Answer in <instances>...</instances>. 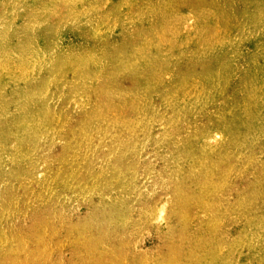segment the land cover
Here are the masks:
<instances>
[{
    "label": "rangeland",
    "instance_id": "1",
    "mask_svg": "<svg viewBox=\"0 0 264 264\" xmlns=\"http://www.w3.org/2000/svg\"><path fill=\"white\" fill-rule=\"evenodd\" d=\"M0 264H264V0H0Z\"/></svg>",
    "mask_w": 264,
    "mask_h": 264
}]
</instances>
